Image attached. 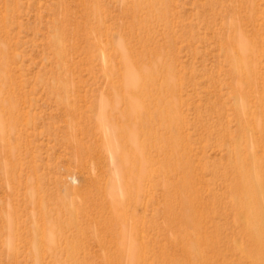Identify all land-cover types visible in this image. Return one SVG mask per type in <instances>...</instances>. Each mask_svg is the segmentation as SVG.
<instances>
[{"label": "rangeland", "instance_id": "rangeland-1", "mask_svg": "<svg viewBox=\"0 0 264 264\" xmlns=\"http://www.w3.org/2000/svg\"><path fill=\"white\" fill-rule=\"evenodd\" d=\"M162 1L160 16V5L149 0V7H130L128 14L121 0H99L98 29L85 26L80 0H0V79L14 91L18 114L14 130L12 116L5 114L1 123L0 264H106L108 254L117 256L120 237L95 231L106 218L95 212L99 190L118 181L93 126L100 98L113 82L120 86L121 65L111 45L122 39L133 68L161 63L172 71L180 151L197 197L188 205L196 208L201 264H251L239 249L264 250V238L258 234L254 242L237 215L264 218L262 194L256 192L253 205L260 209L252 213L230 202L234 153L249 169L264 159V0ZM238 34L252 50L254 77L248 81L232 71L237 47L231 40ZM58 36L61 51L54 45ZM66 89L71 98L75 94L72 115L58 102ZM70 119L79 128L75 137ZM147 157L163 159L154 150ZM160 178L155 173L144 182L137 216L130 218L142 235L141 264H188L183 247L192 237L181 232L183 204L164 193ZM84 198L96 205L89 202L92 208L78 216L76 229L64 208ZM45 228L50 244L40 232ZM116 264H127L126 257Z\"/></svg>", "mask_w": 264, "mask_h": 264}, {"label": "bare ground", "instance_id": "bare-ground-1", "mask_svg": "<svg viewBox=\"0 0 264 264\" xmlns=\"http://www.w3.org/2000/svg\"><path fill=\"white\" fill-rule=\"evenodd\" d=\"M145 1L121 0L122 11L128 14L130 7L138 10L147 5ZM149 1L153 4L158 3L160 7L156 11H158L160 16L164 15L165 1ZM80 3L85 10V26L100 29L103 20L100 16L101 7L99 0H80ZM138 23L144 26L145 20H139ZM231 42H234L237 47L236 56H232L236 62L233 66V74L238 76L240 81L242 78L247 81L253 79V67L249 61L252 54L251 48L239 34L233 36ZM54 45L57 50H62L60 36L54 41ZM111 46L121 65L120 78L119 81L117 80L120 86L117 88L113 82L111 89L100 98L96 106L97 110L93 126V130L101 136V141L108 150L118 181L116 186L111 184L107 188L108 190H105L106 188H102V191L99 190L102 195L100 197L102 202L99 205L97 204V207L95 206L97 208L95 211L97 217L106 216V218H102L103 222L99 223L95 231L105 229L109 234H116L120 237L116 248L117 256H115L116 254H108L105 263L116 264L118 261H122L124 256L127 264H141L143 262L144 244L142 235H140L139 228L133 225L131 220H135V216H137L136 204L144 194V182L149 180L153 174L158 173L159 177H161L159 184L163 186L164 193H171L173 199L181 201L179 204H183L180 207L183 219L181 232L192 237L188 247H183L188 257L186 258L188 264H201L203 252L199 238L200 231L196 224V208L188 205L197 197L190 178L188 162L183 160L184 153L182 151L181 154L180 151V138L176 122L178 118L175 114V105L173 104L175 95L172 92L175 88V81L172 71L170 67L166 66L164 68L166 72H164V69H162L163 64L161 63L133 68L130 63L131 52L127 50L123 39ZM107 59H111L110 54ZM106 71L109 75H113L114 71L111 65L107 66ZM163 72L164 74H162ZM136 73L141 76L139 82ZM160 76L162 79L159 84H156ZM63 91L64 93H60L58 96V102L64 104L65 110L72 115L75 111V102L73 101L75 94L74 97L71 94V98V90L66 89ZM13 92L5 86V78H1L0 136H2L1 132L4 131L1 123L6 120L5 114L7 117L12 116L11 123L8 122L12 130L15 129L14 121L17 123L16 116L18 114L15 103L17 101ZM69 121L73 129L72 132L79 131L74 119ZM255 127L258 128L259 126L255 124ZM259 129L263 130L261 127ZM74 132L72 133L73 137H75ZM76 147L79 149L77 145ZM149 150L161 153L163 159L160 162H154V159L147 157ZM233 157L231 166L236 168L237 173L231 182L230 202L236 205L235 209L240 208L244 212L252 213L256 209H260L253 205L255 203L258 204L257 191L262 194L261 196L264 200V159H256L252 169H249L241 165L240 162L245 159H241L239 154L234 153ZM117 191L121 194L120 197L117 196ZM105 194H108L111 198L109 200L103 198ZM92 201L94 199L84 198L82 203L75 208H64L69 218V224L72 227L78 228L75 226L78 216L85 214L88 208H92L90 206ZM93 204L96 205L95 201ZM131 205L133 207L132 216L129 215V207ZM237 215L240 223L243 224L242 226L253 236L254 242L260 241L261 237L264 238V218L258 217V219L252 221L245 218L242 211ZM57 222L61 224L59 221ZM52 225L53 223L49 224L50 227ZM46 228L40 229L44 237H47ZM189 228L192 230L190 233ZM47 230L48 233L51 231L49 227ZM61 232H63V227H59V234H62ZM258 234L261 237L257 238L256 235ZM173 241L177 242V240ZM47 243H51L48 237ZM261 243L264 244V241H261ZM239 250L243 254L242 256L251 259V264H262L264 250L261 247L253 249L254 251L252 252L242 248Z\"/></svg>", "mask_w": 264, "mask_h": 264}]
</instances>
